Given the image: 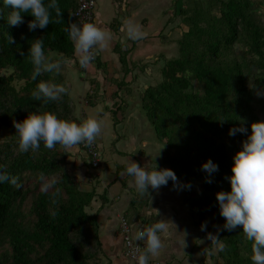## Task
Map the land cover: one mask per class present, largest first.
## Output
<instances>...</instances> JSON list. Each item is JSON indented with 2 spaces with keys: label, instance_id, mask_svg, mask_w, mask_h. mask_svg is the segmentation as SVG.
<instances>
[{
  "label": "trees",
  "instance_id": "obj_1",
  "mask_svg": "<svg viewBox=\"0 0 264 264\" xmlns=\"http://www.w3.org/2000/svg\"><path fill=\"white\" fill-rule=\"evenodd\" d=\"M58 3L62 19L52 10V21L46 28L30 30L27 21L33 18L31 14L23 13L24 21L11 25L7 21L8 6L0 0L3 10L0 17V130L7 128L11 133L0 144V165L4 166L2 170L18 175L22 182L20 188L7 181L0 183V264H94L106 254L99 235L97 212L89 211L95 189L81 187L73 169L62 166L66 156L72 154L70 147L57 144L49 149L41 142L39 150L21 152L18 136L12 131H17L14 121L22 120L29 111L35 110H51L61 118L79 122L61 72L71 60L88 85L87 105L103 102L105 86L98 78L101 75L106 80L108 76L100 47L95 50L92 64L81 67L79 53L65 31L70 21L77 22L74 13L78 0H58ZM169 10L172 19L180 17L176 24L180 36L173 41L176 55L163 58L157 68L158 82L144 85L138 105L155 142L164 144L156 162L160 167L173 169L181 185L191 184V188L181 187V190L188 210L198 216L196 225L205 223V211H209L213 216L210 225L220 226L218 241L225 245L217 251L221 264H254L250 259L252 241L242 228L221 230L225 218L219 212L216 192L230 189L227 176L231 174L232 157L247 138L246 132L229 135V128L243 124L250 132L252 121L264 120V0H171L165 13ZM93 22L98 23L95 16ZM109 25L117 31L119 21L114 18ZM40 37L44 40L45 53H54L53 59L62 57L63 60L59 73L43 72L34 80V65L28 49L32 40ZM122 46L115 42L111 47L118 58L121 75L113 76L116 75L113 73L109 77L110 102L104 103L101 109L109 112L113 126L123 122L124 95L135 91L132 82L137 75L133 74V69L144 71L146 66L158 62L146 61L139 65L134 57L130 58L131 49ZM91 67L98 75L87 76ZM42 79L63 83L67 92L59 100L47 103L45 98L37 100L32 93ZM222 117L227 118L223 123L218 120ZM118 129L113 127V131ZM95 143L98 144L97 139ZM76 145L80 159L90 166V174L88 169L84 172L95 182L97 179L99 185L97 171L105 166L101 167L99 162L93 167L90 156L84 151L88 145ZM127 154L131 160L149 168L138 153ZM207 158L219 165V170L211 176V183L207 182L208 173L201 167ZM120 167L124 170L126 166ZM76 169L79 168H75V173ZM194 180L200 183V193L194 191ZM121 184L127 187L125 181L121 180ZM128 189L132 197L122 216L132 228L150 225V219L141 218L139 204L148 201L151 187L149 193ZM103 191L102 203L106 200Z\"/></svg>",
  "mask_w": 264,
  "mask_h": 264
},
{
  "label": "clouds",
  "instance_id": "obj_2",
  "mask_svg": "<svg viewBox=\"0 0 264 264\" xmlns=\"http://www.w3.org/2000/svg\"><path fill=\"white\" fill-rule=\"evenodd\" d=\"M3 4L9 9L7 21L14 26L24 21L23 13H30L33 17L27 21L30 30H35L37 27L46 28L52 21V10H55L57 16L62 19V9L59 7L58 0H47V3L45 0H3ZM0 17H3L2 9H0ZM124 28L127 37L132 40H140L147 35L141 25L133 19H127L124 22ZM65 31L79 53L78 61L81 67H87L94 61L95 50L103 46L110 37L108 31L91 21H70ZM8 39L12 41L13 38L9 35ZM28 52L34 65L32 79L35 80L43 72L59 73L63 58L53 59L47 55L44 40L41 37L32 40ZM66 92L67 88L63 83L53 79H42L37 83L32 95L37 100L45 98L44 102L47 103L49 100L61 99ZM99 111L100 109H97V112ZM226 119L222 117L218 120L223 123ZM14 125L17 129L19 150L26 152L30 149L39 150L41 142L49 149L57 144L65 147L80 143L91 145L101 134L103 122L97 118V115H90L77 122L61 118L51 110H35L29 111L22 120L14 121ZM250 127V132L243 124L232 126L228 130L229 135L232 136L238 132H246L247 138L242 141V147L233 154L231 174L227 176L230 189L218 190L216 198L219 212L225 218L221 230L241 227L247 239L252 241L250 259L254 264H264V120L252 121ZM163 146L164 144L159 149ZM95 147L99 163L101 155H99L98 144L95 143ZM158 154L159 151L155 155ZM201 167L208 173L207 182L211 183V176L219 170V165L211 158H207L202 162ZM3 168L4 166L0 165V183L7 181L16 188L22 187L20 177L2 170ZM126 173L133 178L134 186L140 193H149V187L158 190L161 185L168 184L169 180L173 181L175 187L191 188L190 183L181 185L173 169L160 167L156 163L149 169L144 164L131 160V163L126 166ZM202 228H206V222L202 224ZM166 230L167 225L159 221L136 232L135 239L144 241L143 248L137 246L133 250L136 264H149V253L153 256L158 254L163 246L160 234ZM186 235L187 232L184 231V236ZM208 235L210 239H213L210 233ZM184 236L183 245L187 243ZM215 237L218 238L217 235ZM219 247L223 249L225 245L221 243Z\"/></svg>",
  "mask_w": 264,
  "mask_h": 264
},
{
  "label": "rangeland",
  "instance_id": "obj_3",
  "mask_svg": "<svg viewBox=\"0 0 264 264\" xmlns=\"http://www.w3.org/2000/svg\"><path fill=\"white\" fill-rule=\"evenodd\" d=\"M97 1H96L95 10L98 9V12H100V14L102 16H105L106 14L104 13L103 5L100 4L99 0H97ZM170 3H171V1H170ZM149 4H151L152 6H155L153 3H149ZM170 10H169L168 14H164V16L162 17L160 26H159V24L156 26L154 23L150 22L149 16L143 12H140L139 15L146 17V21L149 23L148 26L145 25V27L143 28V30L149 34V36H148V37H150L149 41L147 40V42L146 41L142 42L140 44V46L138 44H135V43H133V44L127 43V44L122 46L123 49H125V48L131 49L130 58L134 57L135 60L139 61V65L144 64L146 61L158 60V62L156 64L151 65V66H146V67H149V69L147 71H143V69L140 70V68L133 69V74L138 75V77L136 78V81H134L132 83L133 89H134V87L136 89L134 92H129V93H126L124 95L125 96L124 111H127L128 116H130L132 114L133 118H135V120L140 125H141L142 121L139 120V118L137 116L140 115V116L144 117V115L141 113V111L138 107L139 96H140V92L142 91V88H144V85L147 82L149 84H155L158 82L159 73H158L157 68H158V65L162 63L161 61H163V58L176 55V47H175L176 43L173 41L175 38H178L180 36V31H179L178 27H176V24L179 22L180 17L172 19V15H171L172 11L170 12ZM159 14H160V12L157 15H159ZM152 15H153V13H152ZM153 17H154V15H153ZM155 18H157V17H154V19ZM263 20H264V16H263ZM157 29L159 31H157ZM155 30L158 33L153 32ZM165 39L167 41L163 42ZM108 41H109V39H107L106 42H104L103 46H100V48H99V51H100L99 53H100L101 59L104 61V67L106 69L105 71H106L107 76H108V78L106 80L103 79L101 75L98 78V80L101 81V83L105 86V88H104L105 94L103 96V98H104L103 102L107 101L109 99V96L111 95L110 93L107 92V89L110 90V88H111V86L109 84V77H111V75H113V73L116 74L113 76L120 77V75H121V73L119 72L120 67H119L118 58L116 57V54L114 53V51L111 49L112 45L116 41H114L111 44ZM48 55L53 57L54 53H49ZM54 57H55V55H54ZM67 64H69V65L65 66L61 72L67 81V85L69 88V95L73 101L77 100L79 97V99H80L79 102H81L82 105L83 104L86 105L87 103L85 100V93L86 94L88 93L87 92L89 90L88 85L85 86V84H87V83L85 82L84 79H82L78 75L79 70L77 67H75V65L73 64V61L71 60L70 62H67ZM88 70H89V73H87L88 77H91L93 75H98L96 73L95 69H93L92 67ZM115 70H118V71H115ZM102 74L104 76V73H102ZM77 81H79L78 82L79 86H77V84H75ZM76 87L78 88L77 93L75 91ZM120 94H123V93L120 92ZM76 106L80 110V105L75 104V109H76ZM260 115H262V114L260 113ZM125 117L127 118L126 115H125ZM110 119H111V117H110ZM111 122H112V120H111ZM146 128H147V125L145 124V130H146ZM125 130H126V128H125ZM145 130L141 131V134L143 132L142 136L144 137L143 139H146L147 145L145 143H143V144L140 143L137 146L139 147L140 151H142L144 156H146L145 161H146V163L150 169V168L155 166V163L157 164L156 161L159 160L158 158H160V153L158 155H155V154L157 153V151L161 150L159 148L162 145H160V144L157 145L155 143L156 140L151 135V129L150 128L147 129V132H145ZM12 131L16 134V130H12ZM133 131H134L135 136H136L138 133V127L133 128ZM127 132L125 135L126 138H127ZM116 133L118 135L120 134L119 132H116ZM121 134L124 135V131ZM10 135H11V133L7 128H1V130H0V144L5 142ZM103 135H104V137L102 138V144L98 143L99 144V147H98L99 155L102 156V157L99 156L100 163H101L100 166L101 167L105 166L110 161V163H111L110 167H111V169H113L115 171V168L112 165V160H111V156L113 157L114 151L116 150V148L114 146V138L112 137L113 133L111 132L110 134H108L105 132ZM130 139H131V137L129 136L127 138V140L129 141ZM139 141H140V139H139ZM139 141H138V143H139ZM69 147H70L69 150L71 151L72 154L66 156V158L62 162V166L68 170L73 169L72 173H74V178L77 182L80 183L81 187L99 186L100 181H98L99 182V185H98L97 179L95 182L94 178L87 175V172L86 173L84 172L85 169H88V172L90 174L91 170H90V166L85 165L84 162L80 159L79 154H77L78 146L72 145ZM113 147H114V149H113ZM121 151L122 150H120L119 153H122V154L116 153V154H119V155H117L118 156L117 160H120V159L124 160V157L122 156L124 151H122V152ZM134 151H136V149H134L132 152H134ZM80 152L82 153V151H80ZM150 153H152V154L150 155ZM118 162H120V161H118ZM113 163L115 166L117 164H120V163H117V161H114ZM76 167H78L79 169H76V173H75ZM161 167H166V166L161 165ZM121 173H122V170L119 171L117 174V176L119 178H122ZM82 174H84V176L85 175L88 176L89 179L91 180V182L87 181L85 179L86 177H81ZM80 178H81V180H83V182L79 181ZM99 180H101V176H100ZM169 181H171V180H169ZM172 185H174V184L172 183ZM172 185L166 184L165 186L168 189L174 190V193L168 194V193L164 192L161 194V192L159 191V192H157V194L155 196V200L159 201V199H161V201L163 203H165L164 205L160 206L163 209V210H160V208H159L160 212L159 211L154 212L152 208H149L151 211H149V213H146L147 209L145 208V206L149 204L148 201L145 204H139V206L141 207V209H140L141 218L142 219H144V218L150 219L151 224L160 221V219H159L160 214L165 215L168 218H173V221L168 220V221L164 222L167 225V230L164 232H161V234H160L161 239H162V244H163V246L160 249L165 250L167 252H171L172 253V257L170 258L171 260H169L167 258L168 257L167 255H163V257L158 258V259L161 260L162 264H170L171 262H172V264H221V260L217 257V251L220 248L219 244H221V243H220V241H218V238L215 237V235H217V236L219 235L220 226H218V225L211 226L210 225V221L212 220L213 216L211 215V213L209 211H205L206 228H202V225H196L195 220L198 218V216L193 215L188 210V205L184 201L181 187H175ZM192 185H193L195 193H200L202 191V188H201L198 180H194L192 182ZM173 188H175V189H173ZM158 197H160V198H158ZM166 197H170L169 200H171V201L165 200V199H168ZM153 204H154V206H159L155 202ZM144 227H146V226H144ZM184 231L187 232L186 236H184ZM208 233H210V235L213 236V239L209 238ZM183 236H184V239L187 241V243L185 245H183V243H182ZM160 256H162V255H160ZM122 258L125 260L124 257H122ZM111 263H112V261H111L110 257L107 254H105V257L103 256L102 259L98 258V261L94 264H111Z\"/></svg>",
  "mask_w": 264,
  "mask_h": 264
},
{
  "label": "crops",
  "instance_id": "obj_4",
  "mask_svg": "<svg viewBox=\"0 0 264 264\" xmlns=\"http://www.w3.org/2000/svg\"><path fill=\"white\" fill-rule=\"evenodd\" d=\"M99 1H100V4L103 5L104 13L106 15L102 16L100 14V12H98V9H96L94 12V16H95L96 20L98 21L97 24L110 33V37L108 38L109 39L108 42L111 44L114 41H116V42L121 43L122 45H125L127 43H132L134 41V43L138 44L139 46L142 42H144V41L147 42V40L149 41V39H150V37H148L149 34L147 33V35L140 40H132V39L127 37V33H126L125 28H124V22L127 19H133L136 22H138L143 29L145 27V25L148 26V24H149L146 21V17L139 15L140 12H143L149 16L150 22L154 23L156 26L158 24L160 26L161 19L164 16V14H167V13H165V11L168 10V8L170 7V4H171L170 3L171 0H149V1L148 0H99ZM149 3H153L155 6H152ZM159 12H160V14L157 15ZM152 13H153L154 17H157V18L154 19ZM114 18L119 21L117 31L114 30L111 27V25H109L111 20ZM157 31H159V30L157 29ZM157 31L155 30L153 32L158 33ZM90 64H92V63H90ZM148 69H149V67L146 68L144 71H147ZM115 71H117V70H115ZM137 77H138V75H137ZM136 78L133 80V82L136 81ZM78 82L79 81H77L75 83V84H77V86H79ZM85 86H86V84H85ZM75 91L77 93V91H78L77 87H76ZM109 91L110 90L107 89V92H109ZM79 101H80L79 97L77 100L74 101L75 104L80 105V110L78 109L77 106L75 109V115L77 116L79 121L86 119L90 115H97V118L103 122L102 132L97 137L98 143L102 144V138L104 137L103 134L105 132L108 134H110L112 132L113 133L112 137L114 138L115 148L118 151H120V150L124 151L123 155H122L124 157V160H122V159L117 160V158H118L117 155L122 154V153H119L116 150L114 151L113 157L111 156L112 165L114 166L115 171L113 169H111L110 161H109L110 164L107 163V165H105V167L102 168L103 170L98 169L97 174L99 175V178L101 176V181H100L99 186L94 187L96 195L94 196V198L91 201L90 209L89 208L88 209H89V211L97 212V217H98V222H99V235H100L102 247H103L104 252L110 257V259L112 261L111 264H131V262L123 254V245H122V239H121V234H120V229H119L118 218H119V215L122 214V212L127 210L130 198L132 197V192L128 188H132L134 190H137V189L134 186L133 178L126 173V167H124V170H123V168L120 166H122V165L127 166L129 163H131V160H129L130 156H129V154H127V152H132L134 149H136V151H134V152L138 153L139 157H141L143 162L146 160V156H144L142 151H140L139 147L137 146L140 143L146 144V139H143L144 137L142 136L143 132L141 134V131L145 130V127H144L145 119H144V117H142L140 115L137 116L139 118V120L142 121L141 125L143 128H139L138 127L139 124L135 120V118H133L132 114L130 116H128L127 111H125L123 113L124 115H122L123 122L121 121L120 123H117L115 126H113L111 119H110L111 116H110L109 112L101 110L104 103L109 104V102H110L109 99L105 102H96L94 106H90L87 104L82 105V103ZM97 109H100V111L97 112ZM118 115H119V113H118ZM125 115L127 116V118L125 117ZM120 125H121V127L118 129V126H120ZM113 127H116L118 129V131H113ZM125 127H127L126 130L127 129L129 130L127 132V134H128L127 138L129 136L131 137V139L129 141L125 137L126 132H124V135L121 134L125 130ZM136 127H138V133L135 136L133 128H136ZM116 132H119L120 134L118 135ZM145 132H147V128H146ZM139 139H140V141H139ZM138 141H139V143H138ZM155 143L157 145H159L158 142H155ZM116 153H119V154H116ZM151 154L152 153H150V155ZM114 161H117V163H120V164H117L115 166L113 163ZM118 161H120V162H118ZM121 163H122V165H121ZM119 167L121 168L120 170H118ZM121 170H122V173H121L122 178H119L117 176V174ZM81 177H85L84 174H82ZM86 180L88 181V179H86ZM121 180L125 181L127 187H125V188L122 187ZM79 181L83 182V180H81V178L79 179ZM168 184L172 185V182L169 181ZM172 186H174V185H172ZM103 189L105 190L104 196L106 197V200L104 203H102V200H101L102 199L101 198V192L103 191ZM173 189H175V188H173ZM159 191L161 192V194L164 192L168 193V194L174 193V190L166 188L165 185H161L158 190L152 189L149 196H148L149 204L145 206V208L147 209L146 213H149V211H151L149 208H152L154 212L159 211V208H160V210H163L160 206L164 205L165 203H163L161 201V199H159V201L155 200V196H156L157 192H159ZM158 198H160V197H158ZM166 198H168V199H165V200L171 201V200H169L170 197H166ZM154 202L156 204H158L159 206H154V204H153ZM159 219L162 222H166L168 220L173 221V218H168L167 216L162 215V214H160ZM160 255H162V256H160ZM163 255H167L168 256L167 258L169 260H171L170 258L172 257V253L167 252L165 250L160 249L158 254L155 255L156 257L153 256L151 253H149L150 260L161 258V257H163ZM122 257H124L125 260ZM170 264H172V262Z\"/></svg>",
  "mask_w": 264,
  "mask_h": 264
},
{
  "label": "built area",
  "instance_id": "obj_5",
  "mask_svg": "<svg viewBox=\"0 0 264 264\" xmlns=\"http://www.w3.org/2000/svg\"><path fill=\"white\" fill-rule=\"evenodd\" d=\"M78 4L79 6L74 13L77 22H93L95 0H78ZM86 151L90 156V162L93 167H97L99 163L95 144L92 143L91 145H88ZM118 223L123 244V254L131 262V264H136L135 257L133 256V250L137 246H140L141 248L144 246L143 241H137L135 239V234L140 229L132 228L130 223L122 216V214L119 215ZM149 264H162V262L160 260H151L149 261Z\"/></svg>",
  "mask_w": 264,
  "mask_h": 264
}]
</instances>
